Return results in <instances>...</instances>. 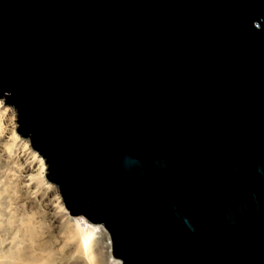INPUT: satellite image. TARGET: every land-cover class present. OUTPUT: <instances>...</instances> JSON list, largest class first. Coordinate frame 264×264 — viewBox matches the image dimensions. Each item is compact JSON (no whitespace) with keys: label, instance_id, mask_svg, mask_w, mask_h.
I'll return each instance as SVG.
<instances>
[{"label":"water","instance_id":"1","mask_svg":"<svg viewBox=\"0 0 264 264\" xmlns=\"http://www.w3.org/2000/svg\"><path fill=\"white\" fill-rule=\"evenodd\" d=\"M0 99L123 264H264V0H0Z\"/></svg>","mask_w":264,"mask_h":264},{"label":"rangeland","instance_id":"2","mask_svg":"<svg viewBox=\"0 0 264 264\" xmlns=\"http://www.w3.org/2000/svg\"><path fill=\"white\" fill-rule=\"evenodd\" d=\"M17 125L16 112L0 99V264H21L20 256L32 250L23 238L28 222L42 228L45 237L50 229L56 233L64 224L65 221L56 219L52 222L49 219L58 211H65L72 221L85 218L71 215L58 188L47 179V175H41L40 168L43 165L46 170V161L32 149L29 139L16 133ZM49 186L54 187L57 194L48 195L46 189ZM55 197L60 201L58 206L62 207L55 208Z\"/></svg>","mask_w":264,"mask_h":264},{"label":"bare ground","instance_id":"3","mask_svg":"<svg viewBox=\"0 0 264 264\" xmlns=\"http://www.w3.org/2000/svg\"><path fill=\"white\" fill-rule=\"evenodd\" d=\"M40 169L41 175L45 176L43 165ZM46 190L48 195L57 194L52 186ZM55 200V208L62 207L58 206L59 199L55 197ZM70 218L65 211L52 214L49 217L52 222L56 219L65 222L56 233L50 229L45 237L42 228L39 229L32 221L28 222L24 227L23 238L32 250L20 256L21 264H123L114 258L112 240L104 226L93 225L85 218L73 221ZM15 259L18 260L17 254Z\"/></svg>","mask_w":264,"mask_h":264}]
</instances>
